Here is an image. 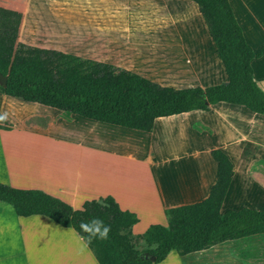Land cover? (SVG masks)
Returning <instances> with one entry per match:
<instances>
[{"label": "crops", "instance_id": "0c3cea01", "mask_svg": "<svg viewBox=\"0 0 264 264\" xmlns=\"http://www.w3.org/2000/svg\"><path fill=\"white\" fill-rule=\"evenodd\" d=\"M0 1L21 13L18 38L28 35L20 40L27 45L109 63L166 87L204 88L227 80L192 0ZM228 3L256 50L264 44V0ZM31 34L49 37L33 42ZM250 67L264 92V53L251 58ZM5 114L1 183L40 189L72 208L109 195L137 217L134 236L150 224L165 225L164 209L207 197L217 175L213 149L232 167L220 212L264 209V114L243 105L219 101L156 117L142 131L76 114L66 119L58 109L0 92V116ZM0 264L98 263L72 228L43 215L19 216L0 201ZM151 264H264V231L183 253L170 250Z\"/></svg>", "mask_w": 264, "mask_h": 264}, {"label": "trees", "instance_id": "16d2710c", "mask_svg": "<svg viewBox=\"0 0 264 264\" xmlns=\"http://www.w3.org/2000/svg\"><path fill=\"white\" fill-rule=\"evenodd\" d=\"M192 1L225 70L227 80L223 84L166 87L109 63L27 45L18 40L21 13L0 7V73L6 76L0 92L58 109L66 119L76 114L142 131H149L156 117L204 110L219 101L264 114V92L252 79L250 67V59L264 53V44L252 50L246 43L228 0ZM210 153L217 161V175L207 197L164 209L166 224H150L138 236L131 232L137 221L135 214L120 209L109 195L84 200L85 211H74L69 204L40 189L0 182V201L9 204L19 216L43 215L72 228L77 235L81 221L102 218L111 225L109 238L85 242L98 264L156 263L170 250L183 253L222 239L264 231V209L241 207L220 212L232 167L221 150ZM138 238L146 247H136ZM142 253L151 254L154 260L142 258Z\"/></svg>", "mask_w": 264, "mask_h": 264}, {"label": "clouds", "instance_id": "9594fccd", "mask_svg": "<svg viewBox=\"0 0 264 264\" xmlns=\"http://www.w3.org/2000/svg\"><path fill=\"white\" fill-rule=\"evenodd\" d=\"M5 117L6 114L0 116V121H3ZM73 210L85 211L83 204L79 207L73 206ZM79 229L80 233L83 234L80 236V239L86 243H91L93 240H107L111 232V225L105 223V221L100 217H91L87 220L81 221ZM80 233H78V235Z\"/></svg>", "mask_w": 264, "mask_h": 264}, {"label": "rangeland", "instance_id": "374dc122", "mask_svg": "<svg viewBox=\"0 0 264 264\" xmlns=\"http://www.w3.org/2000/svg\"><path fill=\"white\" fill-rule=\"evenodd\" d=\"M0 3H2V1H0ZM43 36L45 39L47 38V37H49V34H31L30 36V40L31 41H33V42H39L40 41V39H38V37L39 36ZM29 39V37H28V35H24V36H21V38H18V40L20 41V40H24V39ZM29 40V41H30ZM135 243H136V245L138 246V248H144V247H146L145 246V244H143V243H138V239L135 241Z\"/></svg>", "mask_w": 264, "mask_h": 264}, {"label": "water", "instance_id": "95a60500", "mask_svg": "<svg viewBox=\"0 0 264 264\" xmlns=\"http://www.w3.org/2000/svg\"><path fill=\"white\" fill-rule=\"evenodd\" d=\"M6 82V76L2 75L0 73V84L1 85H4ZM141 257L144 258V259H148L150 261H153L154 260V257L151 255V254H148V253H142L141 254Z\"/></svg>", "mask_w": 264, "mask_h": 264}]
</instances>
